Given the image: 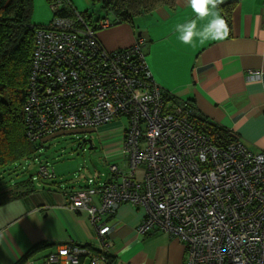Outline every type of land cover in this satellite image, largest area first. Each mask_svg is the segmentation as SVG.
<instances>
[{
    "label": "built area",
    "instance_id": "obj_1",
    "mask_svg": "<svg viewBox=\"0 0 264 264\" xmlns=\"http://www.w3.org/2000/svg\"><path fill=\"white\" fill-rule=\"evenodd\" d=\"M74 24L55 17L36 34L25 134L42 144L56 135L126 121L128 174L115 164L109 168L122 182L90 178L88 189L68 196L71 208L88 212L102 239L97 257L108 254L111 245L104 237L113 230L102 216L130 203L145 210L136 226L139 236L160 229L177 238L185 247V264H264V152L238 138L230 143L202 132L194 123L195 109L185 102L170 109L145 64L142 40L116 54L91 30L72 35ZM100 26L112 27L108 20ZM138 170L145 172L143 181L132 178ZM40 172L52 177L47 166ZM86 252L66 245L46 263L81 264Z\"/></svg>",
    "mask_w": 264,
    "mask_h": 264
},
{
    "label": "crops",
    "instance_id": "obj_2",
    "mask_svg": "<svg viewBox=\"0 0 264 264\" xmlns=\"http://www.w3.org/2000/svg\"><path fill=\"white\" fill-rule=\"evenodd\" d=\"M229 4L235 7L230 12L229 36L223 41H197L192 46L178 39L176 25L195 18L185 0L163 4L153 13L136 18L135 29L121 24L102 31L100 40L109 50L129 48L142 40L145 64L161 94L168 93L178 104L190 102L197 115L234 132L252 151L264 152V82L248 83L250 72L264 73V0H224L220 10L226 20L222 6ZM203 23L206 21H198ZM123 129L122 122H115L89 131L99 136L118 132L114 140L101 143L104 150L95 155L98 164L108 166L107 177L102 180L100 170L93 165L95 181L113 179L121 183L122 176L109 173L112 164L128 174ZM96 139L91 137L92 146ZM42 166L48 167L52 177L41 174ZM84 170L88 173L90 169ZM144 173L138 170L132 178L143 181ZM31 178L33 182L29 181ZM55 178L54 170L41 163L38 177L16 181V187L28 182L0 206V264H16L38 245L48 247L23 264H47L46 258L64 251L66 245L86 249L81 264H109L108 259L102 260L105 254L97 257L102 251V239L91 226L88 212L71 208L68 199L70 193L88 189L91 177L84 184L80 180L66 183ZM1 184L5 185V180ZM95 188V183L90 185V189ZM14 189L3 188L0 193H13ZM100 204L97 195L94 205ZM144 216V208L130 203L121 204L112 215L102 216V221L113 228L104 237L111 245L108 254L113 256V264H185V247L177 238L160 229L139 236L136 226Z\"/></svg>",
    "mask_w": 264,
    "mask_h": 264
},
{
    "label": "trees",
    "instance_id": "obj_3",
    "mask_svg": "<svg viewBox=\"0 0 264 264\" xmlns=\"http://www.w3.org/2000/svg\"><path fill=\"white\" fill-rule=\"evenodd\" d=\"M48 1L55 17L74 21V30L70 32L72 35H80L82 31L88 29L96 33L100 42V33L103 31L100 23L103 20H108L111 23L112 27L109 29L121 24L130 25L135 29L136 18L153 13L158 6L174 2V0H89L91 5L97 7L98 10L92 9V13L86 10L84 13L78 14L72 4L59 5L57 4L59 0ZM33 4L34 0H0V176L5 171L17 170L23 162L34 161L42 148L41 143L33 144L29 142L25 134V105L29 100V86L34 73L36 34L38 30L48 29L50 25L38 29L32 26L30 19L33 13ZM53 6H55V9ZM224 6L223 13L226 15L230 27V12L235 4L223 5L222 7ZM94 12L98 15L102 12L111 19L104 16L102 18L98 17L94 21L92 20ZM101 44L106 51H112L116 54L126 49L109 50L102 42ZM161 95L165 101L164 103L170 101L167 103L170 109L178 104L168 93ZM175 102L176 104H174ZM186 104L194 109L190 102ZM197 114H194L196 127L211 135L212 138H222L230 143L235 141L236 138L240 139L234 132L223 128L202 114ZM243 143L245 142L243 141ZM29 181L33 182V178ZM27 182H19L20 184L17 187L18 182L0 184V190L4 188L11 191L16 187L13 193L9 191L2 192L3 194L0 193V206L10 200L7 198L18 194L17 190L20 187H26ZM47 247L46 245L36 246L29 255L16 264H23L38 251ZM105 257L108 259L109 264L115 262L112 255L105 254Z\"/></svg>",
    "mask_w": 264,
    "mask_h": 264
},
{
    "label": "rangeland",
    "instance_id": "obj_4",
    "mask_svg": "<svg viewBox=\"0 0 264 264\" xmlns=\"http://www.w3.org/2000/svg\"><path fill=\"white\" fill-rule=\"evenodd\" d=\"M61 4H72V7L76 12L84 13L86 10L92 13V9L98 10L97 7H93L89 0H59ZM104 13L99 15L94 12L92 20H96L98 17H104ZM111 19L109 16H105ZM55 18L51 4L48 0H34L33 13L31 16V24L35 29L43 26H48ZM107 30V29H106ZM103 30V31H106ZM122 123L125 125L126 121ZM118 132H106L105 135L99 136L97 133H83V132H71L62 134L58 137L51 138L48 141L42 143V148L38 155L39 160L23 162L17 170L5 171L4 177H0V184L4 182L16 183L19 179H25L28 177H38L39 165L41 163H47L48 166L54 170L56 181L69 183L72 180H80L83 184L86 183L88 178H96V171L93 169V165L96 164L101 173L100 179H104L108 174V166L104 164H98L95 155H99L103 151L101 143H107L116 138ZM91 137L97 139L90 143ZM86 141L85 143L83 141ZM104 140L105 142H101ZM93 147V148H91ZM91 148V149H90ZM89 168L87 173L84 169ZM64 173H60V172ZM104 175V176H102Z\"/></svg>",
    "mask_w": 264,
    "mask_h": 264
},
{
    "label": "clouds",
    "instance_id": "obj_5",
    "mask_svg": "<svg viewBox=\"0 0 264 264\" xmlns=\"http://www.w3.org/2000/svg\"><path fill=\"white\" fill-rule=\"evenodd\" d=\"M224 0H185V4L191 8L195 18L186 23L177 24L178 39L186 45L195 46L198 41L205 44L209 41H223L229 36V25L223 17L220 5ZM198 21L206 23L198 24ZM264 82V73H249V84Z\"/></svg>",
    "mask_w": 264,
    "mask_h": 264
},
{
    "label": "water",
    "instance_id": "obj_6",
    "mask_svg": "<svg viewBox=\"0 0 264 264\" xmlns=\"http://www.w3.org/2000/svg\"><path fill=\"white\" fill-rule=\"evenodd\" d=\"M83 142L85 143V141H83ZM90 149H91V148H90ZM38 159H40V156H39V155H37V160H38Z\"/></svg>",
    "mask_w": 264,
    "mask_h": 264
}]
</instances>
